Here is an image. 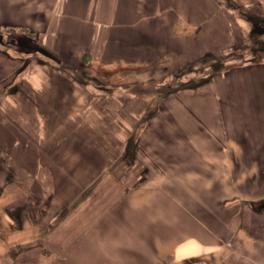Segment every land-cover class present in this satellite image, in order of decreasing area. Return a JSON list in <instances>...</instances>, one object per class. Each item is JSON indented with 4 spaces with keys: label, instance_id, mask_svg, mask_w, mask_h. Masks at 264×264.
<instances>
[{
    "label": "crops",
    "instance_id": "obj_1",
    "mask_svg": "<svg viewBox=\"0 0 264 264\" xmlns=\"http://www.w3.org/2000/svg\"><path fill=\"white\" fill-rule=\"evenodd\" d=\"M210 56L197 87L124 84ZM237 70V127L164 105L205 86L225 104ZM7 97L47 128L0 138V264H264V0H0V110Z\"/></svg>",
    "mask_w": 264,
    "mask_h": 264
},
{
    "label": "bare ground",
    "instance_id": "obj_2",
    "mask_svg": "<svg viewBox=\"0 0 264 264\" xmlns=\"http://www.w3.org/2000/svg\"><path fill=\"white\" fill-rule=\"evenodd\" d=\"M31 78L34 80H39L43 84L46 90H54L57 88L56 82L44 81L43 71L41 68H34L30 74ZM237 79V80H235ZM227 81V90L228 98L225 104L216 101L215 96L206 93L209 87H201L195 91L180 92L173 96H170L164 105L169 109H177L181 112L180 117L183 118L185 123L195 122L196 125L206 120L210 123L215 120V117L218 116V108L220 112L228 117V121L233 127H237L238 124L236 121L240 117L235 111L238 109H246V104L242 95L246 93V86L242 81V71H232L226 78ZM16 100V98H15ZM39 114L34 112L31 103H28L27 97H24L20 100L17 107L14 106V101L11 97L5 99L4 105L0 110V138L5 141H9L12 137L19 135L22 137L20 132L24 128L29 129V133H35L37 126L41 125L42 128H47V124L39 123ZM242 123L240 122V129L235 130L236 134L244 135L251 133V127L247 123V118L244 112L241 113ZM20 129L18 132L15 128ZM213 126L210 127V133L213 131ZM45 129L41 133L35 135L40 141H46L45 138ZM251 136V135H250ZM220 137L219 140L220 141ZM23 142H18V150L23 148L21 145ZM215 148V146H212ZM262 178H256L252 180L254 183L260 182ZM216 179L211 178V185H215ZM252 182H248L245 185V188H248Z\"/></svg>",
    "mask_w": 264,
    "mask_h": 264
},
{
    "label": "rangeland",
    "instance_id": "obj_3",
    "mask_svg": "<svg viewBox=\"0 0 264 264\" xmlns=\"http://www.w3.org/2000/svg\"><path fill=\"white\" fill-rule=\"evenodd\" d=\"M239 50H237L238 52ZM213 54L219 55L222 51H212ZM211 55V54H210ZM218 60V59H217ZM194 61L186 62L184 65L175 66L172 65H164L161 63H152L147 64L146 66H142L140 68H136L133 72H131V81L130 83L127 81L124 84L131 85L132 90L136 91H147L148 93L154 94L156 90L159 91H168L169 88L180 89L186 86L197 87L207 81V74H213L214 70L205 66L206 62L211 64L214 62V59L210 56L207 59H195ZM213 67L219 71V65H213ZM117 71H114L116 75ZM104 77L108 80V75ZM205 76V78H204ZM137 78L138 81H134L133 79ZM118 79V78H117ZM110 82V80H109ZM122 83L116 82L114 85L117 88ZM230 248V247H228ZM259 249L264 250V243H260Z\"/></svg>",
    "mask_w": 264,
    "mask_h": 264
}]
</instances>
